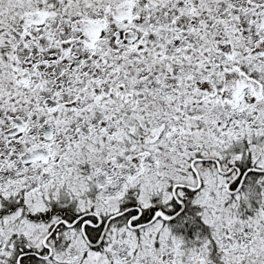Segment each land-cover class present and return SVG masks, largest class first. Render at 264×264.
<instances>
[{"label": "snow or ice", "instance_id": "6c2138e0", "mask_svg": "<svg viewBox=\"0 0 264 264\" xmlns=\"http://www.w3.org/2000/svg\"><path fill=\"white\" fill-rule=\"evenodd\" d=\"M0 264H264V0H0Z\"/></svg>", "mask_w": 264, "mask_h": 264}]
</instances>
